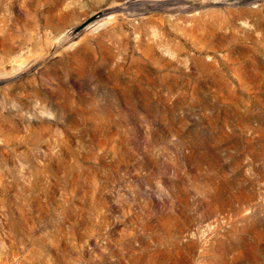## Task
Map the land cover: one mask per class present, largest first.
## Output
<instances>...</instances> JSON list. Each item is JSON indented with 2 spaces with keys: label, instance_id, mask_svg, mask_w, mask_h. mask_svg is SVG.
Segmentation results:
<instances>
[{
  "label": "rangeland",
  "instance_id": "374dc122",
  "mask_svg": "<svg viewBox=\"0 0 264 264\" xmlns=\"http://www.w3.org/2000/svg\"><path fill=\"white\" fill-rule=\"evenodd\" d=\"M0 264H264V0H0Z\"/></svg>",
  "mask_w": 264,
  "mask_h": 264
}]
</instances>
